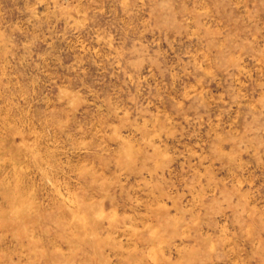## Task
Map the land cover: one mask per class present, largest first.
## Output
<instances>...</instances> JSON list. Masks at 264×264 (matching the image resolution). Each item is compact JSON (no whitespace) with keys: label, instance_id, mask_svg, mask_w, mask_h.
<instances>
[{"label":"rangeland","instance_id":"374dc122","mask_svg":"<svg viewBox=\"0 0 264 264\" xmlns=\"http://www.w3.org/2000/svg\"><path fill=\"white\" fill-rule=\"evenodd\" d=\"M0 264H264V0H0Z\"/></svg>","mask_w":264,"mask_h":264}]
</instances>
